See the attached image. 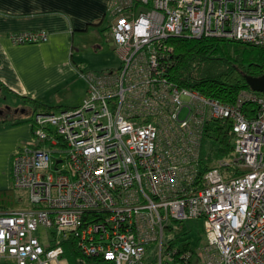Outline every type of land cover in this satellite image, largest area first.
I'll use <instances>...</instances> for the list:
<instances>
[{
    "label": "built area",
    "instance_id": "built-area-1",
    "mask_svg": "<svg viewBox=\"0 0 264 264\" xmlns=\"http://www.w3.org/2000/svg\"><path fill=\"white\" fill-rule=\"evenodd\" d=\"M109 12L118 66L79 70L81 103L34 112L31 139L12 156V186L29 201L0 207V263L68 264V240L110 264H143L154 241L158 264H264V94L221 102L167 71L169 37L264 46V0H112ZM47 37L10 34L16 44ZM212 119L231 125L233 148L202 174ZM189 219H203L196 254L169 244L177 235L164 241L171 220Z\"/></svg>",
    "mask_w": 264,
    "mask_h": 264
},
{
    "label": "crops",
    "instance_id": "crops-1",
    "mask_svg": "<svg viewBox=\"0 0 264 264\" xmlns=\"http://www.w3.org/2000/svg\"><path fill=\"white\" fill-rule=\"evenodd\" d=\"M111 4L112 0H0V94L12 96L16 103L26 96L54 106L80 104L87 93L78 73L87 67L83 51L105 47L103 24L107 15L111 17ZM38 29L47 31L45 41L16 44L10 38L13 32ZM111 40L109 36L114 47ZM77 89L79 100L70 101ZM17 111L14 120L0 111V191L13 187L12 156L32 136L30 120L14 123L25 118ZM65 262L110 264L67 255Z\"/></svg>",
    "mask_w": 264,
    "mask_h": 264
},
{
    "label": "trees",
    "instance_id": "trees-1",
    "mask_svg": "<svg viewBox=\"0 0 264 264\" xmlns=\"http://www.w3.org/2000/svg\"><path fill=\"white\" fill-rule=\"evenodd\" d=\"M167 43L173 48L167 65V71L173 82L179 87L196 90L221 102H234L240 91H252L246 81V76H258L264 73V46L261 45L215 36L169 37ZM20 99L29 108L25 118L16 120L14 123L31 121L33 113L41 109L65 108L31 97L20 96ZM244 103L247 104L245 109L253 110L252 102ZM232 137L231 125L227 121L212 119L206 122L201 149L200 173L203 174L214 159L231 155ZM206 142L210 144L208 152L205 147ZM12 194L13 187L0 191V207L13 208L24 205L25 202L21 198L16 200ZM176 223L181 222L171 220V225L167 229H173V224ZM203 238L200 241L198 237L193 242L190 237L181 238L177 235L173 240L169 239V244H176L179 251L189 249L196 254L197 249L205 242L204 233ZM72 243L68 240L64 242L65 254L71 258L79 257L80 253ZM0 264L12 263L3 261ZM143 264H146L145 257Z\"/></svg>",
    "mask_w": 264,
    "mask_h": 264
},
{
    "label": "rangeland",
    "instance_id": "rangeland-1",
    "mask_svg": "<svg viewBox=\"0 0 264 264\" xmlns=\"http://www.w3.org/2000/svg\"><path fill=\"white\" fill-rule=\"evenodd\" d=\"M110 18L111 17L109 15H107L106 19L104 21V24H103V26L105 27V29L103 31V38L105 41V44H104L105 47H102L98 51L97 50L95 51L94 49H91V48L85 49L83 51V55L85 56V58L87 60L85 62L87 64V67L85 66V68L83 70L98 71V70H102V69L115 68L118 66L119 57L116 54V52L112 49L113 47H111L112 46L111 42L107 41L109 39V28H108V26H109L110 21H111ZM96 61H98V62L96 63ZM94 65H96V66H94ZM79 70H81V69H79ZM0 98H1L0 99V111H2L4 113V115L2 117H8L9 116V118L11 120H14L15 118L13 117V115L16 114L15 113L16 108L18 110L17 112H19L18 115H20V116L24 115L25 116L27 114L26 111L29 108L28 105H24L23 103H16L15 98H13L12 96L6 95L4 93L0 94ZM79 98H80V89H77L75 91V94L73 95V98L70 97V101H73V102L78 101ZM82 99H83V97H82ZM82 99H81V101H82ZM41 110H43V109H41ZM209 146H210V144L208 142H206L205 147L207 148V152H208ZM12 195L14 196V198L16 200L21 198L25 203H27L29 201L28 195L26 194L25 190L13 188V194ZM203 231H204L203 230V219H191V220L189 219V220L184 221L183 223L173 224V229H171V230L167 229L165 231L164 241L168 240L169 238H171L172 236H175V235H179L181 238L190 237V239L193 242H195L197 240V238L200 237V241H202L204 239L203 238ZM204 244H205V242H204ZM146 248H147V252L145 255L146 264H158L157 243L155 241L150 242L149 244H147Z\"/></svg>",
    "mask_w": 264,
    "mask_h": 264
},
{
    "label": "water",
    "instance_id": "water-1",
    "mask_svg": "<svg viewBox=\"0 0 264 264\" xmlns=\"http://www.w3.org/2000/svg\"><path fill=\"white\" fill-rule=\"evenodd\" d=\"M246 81L252 91L264 94V73L258 76H246Z\"/></svg>",
    "mask_w": 264,
    "mask_h": 264
}]
</instances>
